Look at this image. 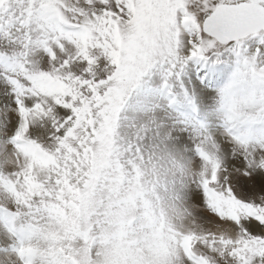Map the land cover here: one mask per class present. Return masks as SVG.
<instances>
[{"label": "snow or ice", "instance_id": "obj_1", "mask_svg": "<svg viewBox=\"0 0 264 264\" xmlns=\"http://www.w3.org/2000/svg\"><path fill=\"white\" fill-rule=\"evenodd\" d=\"M0 264H264V0H0Z\"/></svg>", "mask_w": 264, "mask_h": 264}]
</instances>
